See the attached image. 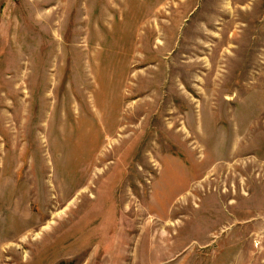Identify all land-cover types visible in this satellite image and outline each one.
Masks as SVG:
<instances>
[{
	"label": "rangeland",
	"instance_id": "obj_1",
	"mask_svg": "<svg viewBox=\"0 0 264 264\" xmlns=\"http://www.w3.org/2000/svg\"><path fill=\"white\" fill-rule=\"evenodd\" d=\"M0 264H264V0H0Z\"/></svg>",
	"mask_w": 264,
	"mask_h": 264
}]
</instances>
